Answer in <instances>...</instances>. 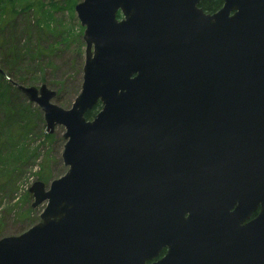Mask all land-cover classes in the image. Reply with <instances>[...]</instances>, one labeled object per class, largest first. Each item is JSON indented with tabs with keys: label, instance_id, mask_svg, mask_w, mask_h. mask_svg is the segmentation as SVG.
Returning a JSON list of instances; mask_svg holds the SVG:
<instances>
[{
	"label": "water",
	"instance_id": "1",
	"mask_svg": "<svg viewBox=\"0 0 264 264\" xmlns=\"http://www.w3.org/2000/svg\"><path fill=\"white\" fill-rule=\"evenodd\" d=\"M201 1L75 5L85 64L69 110L15 85L48 134L64 128L67 171L29 188L39 222L0 239V264H145L162 247L156 264H264V0ZM185 213L213 240L177 246Z\"/></svg>",
	"mask_w": 264,
	"mask_h": 264
},
{
	"label": "rangeland",
	"instance_id": "2",
	"mask_svg": "<svg viewBox=\"0 0 264 264\" xmlns=\"http://www.w3.org/2000/svg\"><path fill=\"white\" fill-rule=\"evenodd\" d=\"M24 1H21L18 9H20ZM26 1L30 4L36 0ZM37 1V7L35 5V8L40 7L43 12L48 9V5L56 7L53 10L55 23L50 29L54 28L56 32L60 31L64 37L67 36L69 31L72 36L67 39L66 45L60 44L61 42L58 43L59 38L57 36L55 37L43 28L44 32H42L41 28L37 26V21L42 20L41 14L38 16L33 10L19 14L15 18V28L22 29L25 27L28 35H22V33V37L19 35L21 37L18 39L20 45L23 47L26 42H29L28 48L32 53L38 46L44 51V54L33 62L29 61L26 56L24 61L26 67L23 71L17 73L16 76L22 77L25 81L43 79L44 83L38 81L36 87L39 88L43 85L54 91L56 99L51 101L52 104L58 108L69 110L76 96L80 93L82 86V71L85 64V44L82 36L85 28L80 25L74 10L71 16L70 12L64 9L71 0ZM73 1L74 6L79 2V0ZM3 75L6 80L11 82L15 78L12 73H3ZM14 82L16 83L15 80ZM24 86L29 87L28 85ZM26 101L30 104V108L39 112L40 117H33L34 120H29L30 127L27 129L26 138L22 141L25 151L22 153L21 159L16 160L11 166L5 168L0 166V239L8 238V236H19L39 222L44 205L32 208L33 199L29 193V188L34 183L39 182L37 175L43 169L45 161L48 160L50 162L51 178L50 182L45 184V187L51 181L62 178V175L67 171V168L63 165L61 154L65 144L63 139L64 128L62 126L56 127L52 133L53 141L48 144L43 139L42 129L46 132V127L42 111L37 105L30 103L27 99ZM17 119L24 121V118ZM28 152L34 154L29 156Z\"/></svg>",
	"mask_w": 264,
	"mask_h": 264
},
{
	"label": "trees",
	"instance_id": "3",
	"mask_svg": "<svg viewBox=\"0 0 264 264\" xmlns=\"http://www.w3.org/2000/svg\"><path fill=\"white\" fill-rule=\"evenodd\" d=\"M21 1L23 0H0V166H3V168L11 166L12 163L16 162V160L21 159L22 153L25 151L22 141L26 138L27 129L30 127L29 120H34L33 117H40L38 111L30 108V104L25 98H23L17 88H15V85L23 87L24 85L36 87V83L38 81L44 83L43 79L25 81L22 77L16 76L17 73L25 69L26 66L24 61L26 56L29 61L33 62L35 59L40 58L44 54V51L37 46L34 53H32V51L28 48L29 42H26L23 47L20 45L18 39H20L23 34L26 36L28 35L25 27L22 29H17V27L15 28V18L25 11L28 12L29 10H33L38 16L41 14L42 20L37 21V26L41 28L40 30L44 32L42 30L43 28L44 30H48V32L55 37L57 36L59 38L58 43L61 42L60 44L66 45L68 42L67 39L72 36L69 31L67 36L64 37L60 31L56 32V29H50V27L55 23L53 10L56 7L48 5V9L43 12L40 7L35 8L36 3L38 2L37 0L30 4H28L25 0L20 9H18ZM222 4V0H203L200 7L202 11L208 14H213L222 7ZM74 8V1L71 0L70 3L66 4L64 9L68 10L72 16ZM118 17H120V15H118ZM3 73H12L15 78L17 77V79L13 78L12 82L6 80ZM54 98L56 99V93ZM93 108L94 109L92 111L85 114V119L93 120L94 116L101 109L99 103ZM34 113L35 115H33ZM17 118H24V121H20ZM42 130L43 139L48 144L51 143L54 138L53 135L47 134L44 129ZM2 132H4L5 135L2 134ZM33 154L34 153L32 152H28L29 156ZM49 163L50 162L46 160L43 169L37 175L39 182L41 181L44 184L49 183L51 180ZM2 173L4 174V172Z\"/></svg>",
	"mask_w": 264,
	"mask_h": 264
},
{
	"label": "flooded vegetation",
	"instance_id": "4",
	"mask_svg": "<svg viewBox=\"0 0 264 264\" xmlns=\"http://www.w3.org/2000/svg\"><path fill=\"white\" fill-rule=\"evenodd\" d=\"M203 1V0H202ZM202 1L199 3V5H197V8L201 9L200 5L202 3ZM204 12V11H202ZM206 13V12H205ZM260 207H257L254 211L250 212V217L249 219L246 220L245 223L243 224H247V222L252 221L254 219H256L258 217V213H259ZM233 210H231L232 212ZM183 228L182 230L178 232V234L176 235V237L174 238V241L176 243L177 246H179V244H184L186 246H190L194 243H202L203 241L205 242H209L212 241L213 239H207L205 237V233L206 230L205 228L201 227L199 229H193V228H189L188 224L190 223L189 220V213H185L183 216ZM168 247H162L159 249V251L157 252V256L155 258H153L152 260L146 261L145 264H156L158 261L162 260L167 254H168Z\"/></svg>",
	"mask_w": 264,
	"mask_h": 264
}]
</instances>
